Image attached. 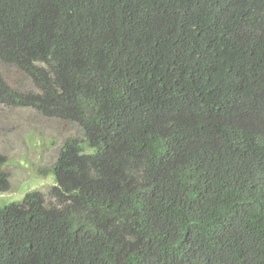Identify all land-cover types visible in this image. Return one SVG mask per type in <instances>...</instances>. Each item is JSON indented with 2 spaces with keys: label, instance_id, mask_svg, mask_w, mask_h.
Returning a JSON list of instances; mask_svg holds the SVG:
<instances>
[{
  "label": "trees",
  "instance_id": "1",
  "mask_svg": "<svg viewBox=\"0 0 264 264\" xmlns=\"http://www.w3.org/2000/svg\"><path fill=\"white\" fill-rule=\"evenodd\" d=\"M0 61L33 88L0 103L79 128L0 264H264V0H0Z\"/></svg>",
  "mask_w": 264,
  "mask_h": 264
},
{
  "label": "rangeland",
  "instance_id": "2",
  "mask_svg": "<svg viewBox=\"0 0 264 264\" xmlns=\"http://www.w3.org/2000/svg\"><path fill=\"white\" fill-rule=\"evenodd\" d=\"M0 74L14 87L33 89L28 77L0 61ZM79 128L70 122L43 116L37 110L0 103V154L9 175V190L0 191V205L20 202L33 190L52 200L48 191L55 184L52 174H43L56 160L65 138Z\"/></svg>",
  "mask_w": 264,
  "mask_h": 264
}]
</instances>
